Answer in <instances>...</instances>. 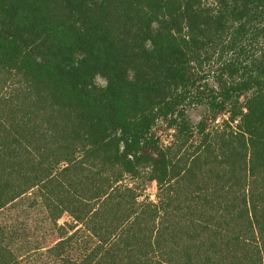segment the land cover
Returning a JSON list of instances; mask_svg holds the SVG:
<instances>
[{"label": "trees", "instance_id": "trees-1", "mask_svg": "<svg viewBox=\"0 0 264 264\" xmlns=\"http://www.w3.org/2000/svg\"><path fill=\"white\" fill-rule=\"evenodd\" d=\"M34 191L57 264H264V0H0V211Z\"/></svg>", "mask_w": 264, "mask_h": 264}, {"label": "rangeland", "instance_id": "rangeland-1", "mask_svg": "<svg viewBox=\"0 0 264 264\" xmlns=\"http://www.w3.org/2000/svg\"><path fill=\"white\" fill-rule=\"evenodd\" d=\"M97 83L100 86L106 85L102 78H98ZM202 115V109L189 112L194 123ZM153 192L154 189L149 192L152 199ZM65 221L66 218L61 223ZM0 224L7 230L10 246L19 257L20 264H57L46 252L56 241V233L35 191L0 211Z\"/></svg>", "mask_w": 264, "mask_h": 264}]
</instances>
